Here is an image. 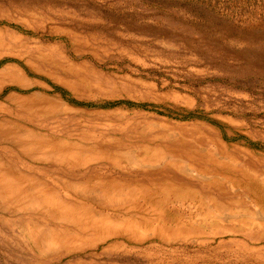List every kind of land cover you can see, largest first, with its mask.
I'll return each mask as SVG.
<instances>
[{"label":"rangeland","instance_id":"374dc122","mask_svg":"<svg viewBox=\"0 0 264 264\" xmlns=\"http://www.w3.org/2000/svg\"><path fill=\"white\" fill-rule=\"evenodd\" d=\"M11 68L27 87L0 77V125L78 157L50 168L0 139V158L154 196L105 208L114 237L61 248L0 205V264H264V0H0V72Z\"/></svg>","mask_w":264,"mask_h":264},{"label":"bare ground","instance_id":"6f19581e","mask_svg":"<svg viewBox=\"0 0 264 264\" xmlns=\"http://www.w3.org/2000/svg\"><path fill=\"white\" fill-rule=\"evenodd\" d=\"M8 69H10V67ZM11 69H13V68H11ZM2 76L5 77V78L12 77V79L14 81L19 82L21 84V86L27 87L26 86L27 84L25 85L23 83L22 74H20V72L17 71V70L15 71L13 69V70H7L5 72H0V77H2ZM30 105H32V104H30ZM3 122H4V126H2V124L0 125V139H3V140H11V139H13L16 142L17 149L20 150L24 155H26L29 158H31L32 161H35V162L38 161L39 163H42V164L44 162L49 161L51 163V165L50 164H44V165H50V168L58 167V166H60V167L65 166L66 167L68 165H72V164L74 165L76 163V158L78 157L76 151H78L77 149L79 147L77 144H76V147L78 146L77 149H75L76 147L74 149H68V148L62 147L63 145L62 146H58V145H55L53 143H49L51 141H48V139L47 140L44 139L45 137L42 138L40 136H36V135H33V134H30L28 136L27 135L26 136H24V135L21 136V135H19V134H17L15 132V130L12 128V125L11 126H6L5 125L6 124L5 121H3ZM19 123H20V121H19ZM24 132H26V131H24ZM8 147H9V145H8ZM81 147L83 148V146H81ZM82 148H81V150H82ZM161 151H162V149L160 150V152ZM163 152H165V151H163ZM136 154H138V153H136ZM158 154H160V153H158ZM110 158L111 157H109V159ZM133 158H135V157H133ZM144 160L142 162H144ZM147 160H145V161H147ZM198 160H201V159H198ZM208 160L210 161V158ZM84 163H85L84 165H87L86 162H84ZM151 163H153V162H151ZM203 163H204V161H203ZM195 164H198V163L196 162ZM34 165L29 166L28 169H27V172L19 173V171L17 170L15 165H12L11 162L8 163L4 159L0 158V205L2 206V208L4 210H10V211L16 212V213L23 211L24 213L22 214V216L28 219L27 220L28 224H29L28 230H29V233L32 236L31 239L33 241H40L41 240V241H43V243H45L46 245H49V246H53V247L58 246V248H61L62 246L66 245V244H71L73 242L72 241L73 239L80 238V235L83 234V233H87V234L93 235L94 237H96L101 231L103 232L102 233L103 235L104 234H107V235H111L112 234L113 235V233H110L112 231L110 229V226H111L110 224H112L114 222L113 221L114 219H112L110 214H108L105 211L106 207L110 206L111 209H112V207H115V208L116 207H118V208L126 207L128 212L127 213L124 212V213L128 214V213H130V212H132L134 210L138 211L137 210L138 209L137 202H139L138 200L141 199L140 198L141 196H144V197L150 198V199L154 196L153 194L151 195V194H147L145 192H140L138 188H136L135 186H131V184H126V182H124V181L116 180V179H112V178L110 180L101 179L99 181H98V179L96 180V178H95L94 179L95 181L76 182V181L66 180L64 178H61V177L57 176V177H55V179L57 178L58 181H56L54 178H52L51 180H47V179H44V177L41 176V175H36V173L33 171V169H43V168H46V167H42V166L39 167L40 165L39 166H34ZM202 165H204V164H202ZM70 168L71 167L69 166V169ZM188 168H186V169H188ZM72 169L75 170V168H72ZM183 169L185 170L184 167H183ZM80 170H82V169H80ZM144 171H146V170H144ZM185 171H184V173H185ZM152 172L154 173V171H152ZM197 172H199V171H197ZM200 174H202V173L200 172ZM83 176H85V175H83ZM158 176H160V175H158ZM224 178H226V177H224ZM163 182H164V180H163ZM170 182H171V180H170ZM131 183H132V181H131ZM156 185L157 184H155V186ZM173 185H174V183H172L170 185H167L164 189L170 190L169 193H172V191H171L172 189L171 188L173 187ZM227 185L228 184H226V186ZM187 187H189V186H187ZM207 187H209V185ZM156 188L157 187H155V189ZM177 188H178V186H177ZM210 188H209V190H210ZM145 190L146 189H144V191ZM178 190H179V188H178ZM65 191H70L73 195L66 194ZM161 192H158V193H161ZM185 192H186V190H185ZM189 193H190V191H189ZM195 193H194V195H195ZM161 194H163V193H161ZM176 194L177 193L175 191L174 195H176ZM181 194L183 195V191H182ZM167 195L168 194H165V195H162V196H167ZM199 195H200V192H199ZM187 197H189V196L187 195ZM219 197H220V194H219ZM65 198H69V199L67 200ZM82 198L85 201H81L80 199H82ZM143 199H145V198H143ZM159 199H161V198H159ZM176 199H178V198H176ZM97 200L99 202H95ZM168 200H169V202L172 201V199H171V201H170V199H168ZM208 202H210V201H208ZM215 202L217 204L220 203L219 200L218 201L215 200ZM215 202H214V204H215ZM163 203H164V201H163ZM202 203L203 202H201V204ZM244 203H245V201H244ZM95 204L102 211L97 210L96 207H95ZM150 204H151V201H150ZM231 205H232V203H231ZM221 206H222V204H221ZM140 209H141V207H140ZM221 209H222V207H221ZM157 211H158V209H157ZM159 211H161V210L159 209ZM142 212H143V210H142ZM121 214H123V213H121ZM159 217H160V215H158V219L155 218V220L159 221V219L161 218V217L160 218ZM46 218L50 219L53 222V226L54 227H48V226L44 225ZM127 219H129L128 222L124 223L125 222L124 221V222L119 223V224L120 225H124V226L128 227V229H129V227H132L131 226L132 224L130 222H133L134 217L130 215L129 217H127ZM139 219H141V217ZM162 219H163V216H162ZM151 221H152V219H151ZM163 221H165V220H163ZM149 223H150V221H149ZM126 227H124L123 229L127 231V229H125ZM114 228H116V227H113V231H114ZM144 229H145V227H144ZM120 230H122V229H120ZM135 232H134L133 237L135 236V234H138V233H135ZM117 233H119V232H117ZM117 233H115V234H117ZM131 235L132 234H130L129 236H131ZM98 237H100V236H98ZM113 237H114V235H113ZM101 240H103V239H100V241ZM43 245H42V247H44ZM67 248H69V247L67 246Z\"/></svg>","mask_w":264,"mask_h":264}]
</instances>
